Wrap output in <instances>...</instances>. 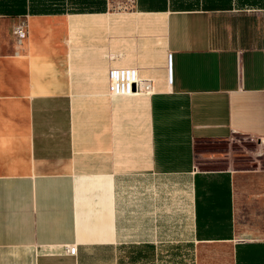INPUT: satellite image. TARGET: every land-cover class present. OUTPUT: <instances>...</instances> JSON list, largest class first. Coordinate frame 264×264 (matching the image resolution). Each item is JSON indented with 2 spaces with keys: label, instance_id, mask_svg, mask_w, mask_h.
<instances>
[{
  "label": "crops",
  "instance_id": "1",
  "mask_svg": "<svg viewBox=\"0 0 264 264\" xmlns=\"http://www.w3.org/2000/svg\"><path fill=\"white\" fill-rule=\"evenodd\" d=\"M144 2L0 15V264H264V0Z\"/></svg>",
  "mask_w": 264,
  "mask_h": 264
},
{
  "label": "trees",
  "instance_id": "2",
  "mask_svg": "<svg viewBox=\"0 0 264 264\" xmlns=\"http://www.w3.org/2000/svg\"><path fill=\"white\" fill-rule=\"evenodd\" d=\"M170 8L183 10L208 3L209 0H168ZM148 7H161L165 0H145ZM104 0H0V15L25 16L29 14H77L104 10Z\"/></svg>",
  "mask_w": 264,
  "mask_h": 264
},
{
  "label": "built area",
  "instance_id": "3",
  "mask_svg": "<svg viewBox=\"0 0 264 264\" xmlns=\"http://www.w3.org/2000/svg\"><path fill=\"white\" fill-rule=\"evenodd\" d=\"M11 35L14 38L17 46L21 45L25 40V24L19 22L16 24ZM168 66V61H167ZM168 78H169V66H168ZM107 95L117 97H127L130 95H149L152 92L151 82L145 78L137 76V72L133 68L115 69L111 68L107 73ZM67 255L73 256L75 253L74 246H68L65 249Z\"/></svg>",
  "mask_w": 264,
  "mask_h": 264
},
{
  "label": "rangeland",
  "instance_id": "4",
  "mask_svg": "<svg viewBox=\"0 0 264 264\" xmlns=\"http://www.w3.org/2000/svg\"><path fill=\"white\" fill-rule=\"evenodd\" d=\"M229 145L225 146L227 150H229L231 153L234 155H244L246 157L242 158L239 160L237 158L236 160H233L231 163L233 167H252L255 165H258L260 162H255V157L258 156L259 154V148H260V143H257L254 140L246 139L242 136L240 137H234ZM224 146L221 147V149L225 148ZM215 148L214 145H207V144H198L196 146V153L197 156H204L206 153H209V151H212ZM202 168H208L209 167H222L223 165L221 164H202L200 165Z\"/></svg>",
  "mask_w": 264,
  "mask_h": 264
}]
</instances>
